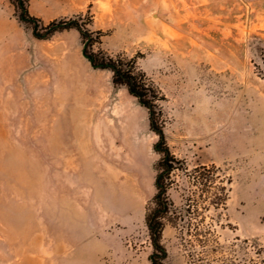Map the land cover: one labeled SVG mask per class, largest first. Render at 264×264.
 <instances>
[{
  "label": "rangeland",
  "instance_id": "obj_1",
  "mask_svg": "<svg viewBox=\"0 0 264 264\" xmlns=\"http://www.w3.org/2000/svg\"><path fill=\"white\" fill-rule=\"evenodd\" d=\"M28 11L44 24L76 19L92 51L134 59L161 93L170 151L230 178L224 208L187 232L165 228L166 264L259 261L264 0H28ZM83 49L76 30L36 38L0 0V264H151L157 136Z\"/></svg>",
  "mask_w": 264,
  "mask_h": 264
},
{
  "label": "trees",
  "instance_id": "obj_2",
  "mask_svg": "<svg viewBox=\"0 0 264 264\" xmlns=\"http://www.w3.org/2000/svg\"><path fill=\"white\" fill-rule=\"evenodd\" d=\"M18 14L20 23L31 27L33 35L41 40L49 39L53 34L66 30H76L84 43L83 55L95 69L108 70L112 73V83L115 86L125 87L127 92L137 99L149 114V127L157 136L153 151L159 155L154 177L155 194L152 205L145 214V224L152 246L149 256L151 264H166L167 251L162 244L163 231L170 226L179 232H187L192 220L203 218L204 212H218L224 208L228 200V189L224 183L230 184V178L220 175L215 166H196L189 170L186 163L175 157L170 151L165 139L161 122V110L158 102L162 100L157 86L147 78L146 74L138 70L134 59L122 56L111 57L103 52L92 51L95 43L92 32L85 24L76 19L54 20L44 24L40 19L28 11V0H8ZM180 173L185 185L180 187L181 204L175 205L170 191L179 187L175 175ZM189 184V187L186 185ZM194 187V189L192 188ZM200 221V220H199ZM212 224H209L208 233H212ZM264 251L256 248L259 261L254 264H264L260 255ZM228 264H234L230 262Z\"/></svg>",
  "mask_w": 264,
  "mask_h": 264
}]
</instances>
